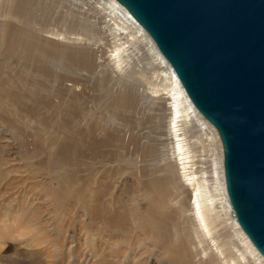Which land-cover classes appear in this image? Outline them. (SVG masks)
Returning <instances> with one entry per match:
<instances>
[{"label": "bare ground", "instance_id": "6f19581e", "mask_svg": "<svg viewBox=\"0 0 264 264\" xmlns=\"http://www.w3.org/2000/svg\"><path fill=\"white\" fill-rule=\"evenodd\" d=\"M74 1L94 5L102 23L50 31L34 24L47 14L42 0H0V66H40L38 76L56 83L68 75L71 194L89 220L87 264L102 255L110 264H264L229 203L219 134L154 40L116 0ZM151 100L162 103V109L152 103L158 109L152 116ZM144 124L150 133L141 134ZM128 184L145 198L138 224L150 229L136 243L122 231L126 216L134 220L122 196ZM151 228L175 236L158 244Z\"/></svg>", "mask_w": 264, "mask_h": 264}, {"label": "rangeland", "instance_id": "374dc122", "mask_svg": "<svg viewBox=\"0 0 264 264\" xmlns=\"http://www.w3.org/2000/svg\"><path fill=\"white\" fill-rule=\"evenodd\" d=\"M42 1L40 5L47 14H40L44 19L34 23L38 27L72 33L61 24L79 28L85 27V20L102 23L92 4L89 8L74 0ZM79 31L90 35L85 30ZM92 43L97 45H93V49H97L98 43ZM74 49L70 48L71 51ZM35 67L40 70V66ZM35 67L17 63L10 67L0 66V264H87L89 220L87 216L83 218V208L74 202L71 194V107L64 91L70 82L67 74L66 81L58 83L50 77L42 78ZM138 79L141 84L142 79ZM152 103L158 109L162 105L151 100V116L156 108ZM143 114L148 116L149 109ZM146 133H150V124L141 128V134ZM153 135L152 131L151 137ZM163 138L161 140H166L165 136ZM122 196L127 214L134 219L129 217L128 222L125 214L123 224L126 227L122 231L136 243L138 236L142 235L143 239L144 232L150 233L149 228H144L143 232L138 224L139 211L146 201L137 184H128ZM151 233L158 244H163L159 239L172 240L175 236L170 229L165 232L163 229L160 235L151 228ZM32 238H38L40 246L33 247L29 241ZM143 243L148 241L144 239ZM151 258V261L157 260ZM95 260L97 264H110L106 255Z\"/></svg>", "mask_w": 264, "mask_h": 264}, {"label": "water", "instance_id": "95a60500", "mask_svg": "<svg viewBox=\"0 0 264 264\" xmlns=\"http://www.w3.org/2000/svg\"><path fill=\"white\" fill-rule=\"evenodd\" d=\"M217 130L237 223L264 257V0H116Z\"/></svg>", "mask_w": 264, "mask_h": 264}]
</instances>
